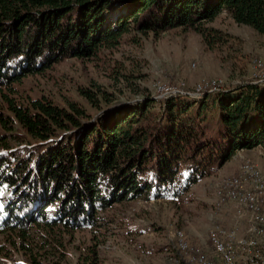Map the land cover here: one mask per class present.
<instances>
[{
	"label": "trees",
	"instance_id": "1",
	"mask_svg": "<svg viewBox=\"0 0 264 264\" xmlns=\"http://www.w3.org/2000/svg\"><path fill=\"white\" fill-rule=\"evenodd\" d=\"M222 12L264 36V0H0V183L14 188L0 232L15 234L26 263L52 264L65 247L58 230H94L107 220L102 211L130 199H178L238 150L264 146V81L105 110L113 95L95 85L97 96L80 93L96 116L73 101L25 98L16 84L94 57L131 30H192L216 49L232 37L210 25ZM76 264H100L95 247Z\"/></svg>",
	"mask_w": 264,
	"mask_h": 264
},
{
	"label": "rangeland",
	"instance_id": "2",
	"mask_svg": "<svg viewBox=\"0 0 264 264\" xmlns=\"http://www.w3.org/2000/svg\"><path fill=\"white\" fill-rule=\"evenodd\" d=\"M210 25L230 34L228 43L208 49L198 33L182 28L146 36L131 30L122 35L117 46L102 48L94 57L67 58L41 74L24 77L16 90L25 98L46 96L61 105L73 101L96 116L100 111L80 93L91 88L97 96L95 85L113 95L105 110L145 96L159 101L172 94L199 97L264 80V76L256 78L264 68V36L235 23L225 12ZM0 133L5 131L0 129ZM22 147L12 150L20 152ZM247 150H238L178 199H130L102 211L100 215L107 220L94 230H58L65 247L54 251L52 264H76L79 252L89 246L95 247L100 264H189L188 252L204 253L212 264H225L213 248L212 231L222 239L226 236L222 231L233 230V244L254 236L249 215H236L233 200L220 209L213 206L215 189L226 178L237 176L247 162L258 168L264 179V146L250 149L249 154ZM13 189L0 183V206L7 203ZM12 233L0 232V264H28L22 244ZM29 234L33 238L44 235L39 229H31ZM180 237L189 246L185 255L178 251Z\"/></svg>",
	"mask_w": 264,
	"mask_h": 264
},
{
	"label": "bare ground",
	"instance_id": "3",
	"mask_svg": "<svg viewBox=\"0 0 264 264\" xmlns=\"http://www.w3.org/2000/svg\"><path fill=\"white\" fill-rule=\"evenodd\" d=\"M259 81L264 80L259 79ZM257 169L248 162L244 163L237 176L226 178L215 189L213 206L220 209L226 202L233 200L236 215L244 216L246 213L249 215L254 236L252 239L244 238L233 244L231 242L232 238H235L233 230L222 231L226 235L222 239L218 237L217 232L212 231L210 239L213 248L225 264L264 263V179ZM182 237H180V244L178 242L180 251L187 253L189 246L186 241L181 240ZM188 254L189 264H212L204 253L188 252Z\"/></svg>",
	"mask_w": 264,
	"mask_h": 264
},
{
	"label": "built area",
	"instance_id": "4",
	"mask_svg": "<svg viewBox=\"0 0 264 264\" xmlns=\"http://www.w3.org/2000/svg\"><path fill=\"white\" fill-rule=\"evenodd\" d=\"M262 76H264V68H263V71H262V73H261V74H259V76H257L256 78H259V77H262Z\"/></svg>",
	"mask_w": 264,
	"mask_h": 264
},
{
	"label": "crops",
	"instance_id": "5",
	"mask_svg": "<svg viewBox=\"0 0 264 264\" xmlns=\"http://www.w3.org/2000/svg\"><path fill=\"white\" fill-rule=\"evenodd\" d=\"M251 151H252V150L248 149V150H247V154L251 153ZM236 155H237V154H236ZM233 157H234V156H233ZM233 157H232V158H233ZM226 212H227V211H226Z\"/></svg>",
	"mask_w": 264,
	"mask_h": 264
}]
</instances>
